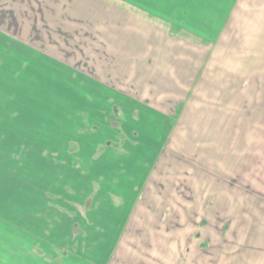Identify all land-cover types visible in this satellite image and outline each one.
<instances>
[{"label":"crops","instance_id":"1","mask_svg":"<svg viewBox=\"0 0 264 264\" xmlns=\"http://www.w3.org/2000/svg\"><path fill=\"white\" fill-rule=\"evenodd\" d=\"M208 1L139 2L144 13L157 7L145 19L131 0H0V37L15 31L32 46L41 37L44 48L57 39L58 49L79 56L72 62L92 70L111 63L135 98L125 100L123 118L140 119L145 131L133 134L140 155L126 151L113 162L124 168L123 196L132 200L114 208L126 216L105 264H264V94L237 90L244 71L259 68L240 61L243 54H264V0H224L219 62L206 65L196 55L202 48L185 41L205 36L187 30L182 38L168 22L186 18L190 28L191 5ZM197 19L210 25L202 14ZM211 64L224 72V93L210 92L211 70H204ZM131 143L126 137L122 149Z\"/></svg>","mask_w":264,"mask_h":264},{"label":"rangeland","instance_id":"2","mask_svg":"<svg viewBox=\"0 0 264 264\" xmlns=\"http://www.w3.org/2000/svg\"><path fill=\"white\" fill-rule=\"evenodd\" d=\"M145 1L131 0L130 5L145 19L155 18L157 7L147 5L145 13L139 7ZM208 2L191 5L190 28L186 18L181 23L172 16L168 22L182 38L187 30L205 36L185 41L202 48L204 54L196 55L206 65L210 59L219 62L218 19L229 13L224 0ZM201 14L210 21L206 28L199 25ZM14 34L4 31L0 37V264H105L126 216L114 208L132 200L123 196L124 168L113 162L129 153L140 155V137L133 134L145 131L139 129L140 119H130L137 126L133 131L126 128L129 118H123L122 110L135 98L128 94V85L124 91L120 87L125 77L113 72L111 63L88 69L70 60L78 55L58 49L57 39H46L44 48L41 37L39 46H32ZM251 56L243 54L240 61L252 60L259 68L245 70L237 90L263 95L264 54ZM210 67L204 70H211L210 92L224 93L227 86H219V81L225 84L219 80L223 70L219 74L218 64ZM194 88V93L203 90L201 84ZM247 104L242 103L244 108ZM126 137L132 143L124 150Z\"/></svg>","mask_w":264,"mask_h":264}]
</instances>
